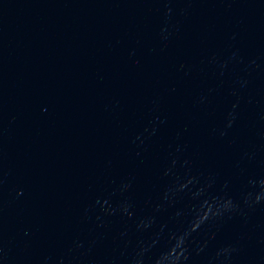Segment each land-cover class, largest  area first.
<instances>
[{
  "label": "water",
  "instance_id": "water-1",
  "mask_svg": "<svg viewBox=\"0 0 264 264\" xmlns=\"http://www.w3.org/2000/svg\"><path fill=\"white\" fill-rule=\"evenodd\" d=\"M0 264H264V0H0Z\"/></svg>",
  "mask_w": 264,
  "mask_h": 264
}]
</instances>
